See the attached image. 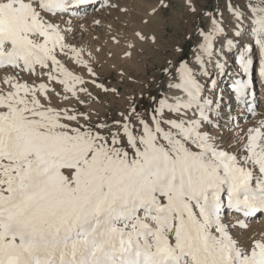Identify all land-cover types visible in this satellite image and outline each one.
I'll use <instances>...</instances> for the list:
<instances>
[{"label":"snow or ice","instance_id":"6c2138e0","mask_svg":"<svg viewBox=\"0 0 264 264\" xmlns=\"http://www.w3.org/2000/svg\"><path fill=\"white\" fill-rule=\"evenodd\" d=\"M90 2L0 0V69L47 76L63 85L64 100L70 94L86 103L78 95L91 96L86 82L58 53L88 63L55 19L78 15L74 9ZM227 6L238 22L250 15L264 54V0ZM211 25L200 32L195 64L164 69L170 94L150 96L143 112L134 103L110 122L52 107L49 84L3 79L9 90L0 89V264H264V242L246 251L226 221L264 213V121L236 137L230 147L239 144L237 151L223 146L219 82L208 65L226 75L213 46L225 29L215 18ZM235 46L227 40L228 52ZM251 50L238 59L245 76ZM232 90L252 111L248 80L234 81Z\"/></svg>","mask_w":264,"mask_h":264},{"label":"rangeland","instance_id":"374dc122","mask_svg":"<svg viewBox=\"0 0 264 264\" xmlns=\"http://www.w3.org/2000/svg\"><path fill=\"white\" fill-rule=\"evenodd\" d=\"M130 1L133 2L129 5L128 2ZM148 1L146 3L148 5L150 3L149 7L145 4L147 9L146 7L142 8V12L137 14L136 7L134 6H138L139 3L136 0H107V4L97 17L99 21L96 18L86 28L83 27V32L79 36L76 35L79 33L76 30L80 26L79 23V25L72 23L73 27L71 24L61 20V17L66 20L67 14H62L60 18L55 19V22L59 24L60 28L66 30L62 33L65 35V42L82 50V57L87 61L88 67L92 70L90 73L88 67L76 64L75 60L71 58L72 54L70 52L67 54L58 53V59L61 60L65 67L75 75L81 76L86 82L83 86L87 87L91 96H88L86 93H78L80 99L86 103H79L70 94H67L70 98L64 100L63 96L65 93L63 85L49 82L47 76L37 77L35 74L19 72L11 68H8V70L10 69L8 76H15L21 83H28L30 85H39L40 83L49 84L51 88L55 89V93H48L51 106L58 110L68 109L70 111L75 110L76 112H88L91 114V120L93 122H110L111 120L118 119L119 113H127L134 103L143 112L150 96L157 95L158 93L170 94L168 93L169 90L167 87L170 78L167 77L164 69H175L179 67V64L175 67L173 66V59L177 56L176 53H180L182 50L180 49L178 51L177 47H179L180 42L175 39L174 32L168 30V26L174 24L175 20L181 26L187 23V48L185 49L186 52H182L181 57L187 59L190 65H192V62L195 64V57L199 54V44L203 42L200 32L201 30L205 32L211 30V20L213 18L217 19L224 29L227 27L222 34L214 39L215 42L213 41L215 43L213 44L214 48L216 47V50L219 51L217 55L220 54V49L223 48L224 54L219 55L222 62L227 63L234 52L250 44H252L251 51L256 52L257 47L254 44V39L251 35V25L249 23L250 15L246 12V18L238 22L232 15L231 9L227 6L235 4L236 7L241 8L246 3V0H192L191 5L188 3V0ZM126 6L134 8V11H129L130 16H128L134 24L137 20L139 22L143 20L142 22L145 23H141L143 25L141 31L139 28L137 30L139 32H136L143 37L141 43L147 44L141 50L138 47L132 46V43V47L129 49L124 48L125 45H123L124 43L122 44V30L123 26H125V21L123 22V20L125 17L127 18L126 15L128 12ZM192 7H195V12L191 10ZM132 8L130 9L133 10ZM184 17H186L185 20H183ZM68 29L70 31H67ZM238 30L241 35L237 37L236 32ZM229 39H234L233 43L236 45L231 52H228L226 44ZM257 64L255 63V68ZM208 68L212 72L213 65H208ZM10 73L12 74L10 75ZM92 73H95V75ZM1 75L0 89L6 92L9 88L3 84L4 77L2 78ZM92 81H95V84ZM97 84H102L108 89H115V91L105 92L103 89L97 87ZM219 90L222 92L220 87L217 88V91ZM56 93L60 95H56ZM70 123L75 125L76 122ZM80 123L84 124L86 122L81 118ZM129 151L131 150L129 149ZM235 239H237L239 246L242 248L245 247V250L250 252L251 247L248 250V243H245L239 238Z\"/></svg>","mask_w":264,"mask_h":264},{"label":"bare ground","instance_id":"6f19581e","mask_svg":"<svg viewBox=\"0 0 264 264\" xmlns=\"http://www.w3.org/2000/svg\"><path fill=\"white\" fill-rule=\"evenodd\" d=\"M136 1H138V3H139L138 6H136V5L134 6V7H136V13L137 14L142 12V8L146 7L145 4H147V7H149V5H150V3H149V5H148V3H146V2H149L148 0H136ZM132 2L133 1H130V2H128V4L130 5ZM125 3H127V2H125ZM106 4H107V0H91L90 3H88L86 5H82V6H77L74 9L78 13V15L73 16V15L67 14V19L64 20L61 17V20L64 22H67L68 24H71V25H72V23L73 24L79 23L80 26H79V28L76 29L79 33L78 34L75 33L77 36H79L83 32V27L86 28V26L90 22L95 21L96 18L99 16L100 11L103 10V7ZM147 7H146V9H147ZM126 8L128 9V12H127V15L125 14L127 16V18L125 17L123 20V22L125 21V23H124L125 26H123V30H122V34H123L122 35L123 38H121L123 41L122 44L124 43L123 45H125L124 48H126V49H129L130 47L135 46L136 48L138 47V49L141 50L143 47H146L147 44L145 45V43H141V38H140L141 35L137 34L139 32L137 30L140 28V31H141V27H143V25H141V23L142 24H145V23L142 22L143 20L141 22H139V20H137V22L134 24V22L131 21V18L128 17V16H130L129 11H134V8L129 7V6H126ZM130 8H132L133 10H131ZM125 13H126V11H125ZM186 17H184L183 20H185ZM177 18H179V17H177ZM152 20H154V19H152ZM97 21H99V19ZM174 22L176 23L177 21L175 20ZM175 23L168 26V30L173 31L174 32L173 35H174L175 39L180 42L179 47H177L178 51H180V49H182V50L180 51V53H176L177 56L173 59V61H174L173 66L174 67L177 64H179L181 61L187 62V59H184L181 57L182 52L185 51V49L187 48V23L185 25H182V26L178 22L176 24ZM164 28H166V27L164 26ZM238 29H240V28H238ZM85 30H87V29H85ZM104 30H106V29H104ZM228 34H230V33H228ZM88 40H89V38H88ZM131 43L133 44L132 46H131ZM149 43H150V41H149ZM151 43H153V42H151ZM213 44H215V43H213ZM216 44H218V43H216ZM251 45L252 44H250L246 47L251 48ZM223 46H224V44H223ZM256 47H257V49L255 48L256 52L250 51L248 53L250 58L253 60V64H252L250 71L247 74V76H245V74L242 72L240 64L238 62L240 52L245 47L241 48L239 51L234 52V54L228 59V61L226 63L227 67L225 68L226 75L216 76L215 73L217 72V70L214 67L212 70V73H213L212 78H215L218 80V82L220 84L219 87L222 90V92L219 90L216 93L221 98L218 102L220 103V107L223 109V112L221 113V118H218V122L222 125V127L218 129L219 138L221 139L223 146L225 148L229 149L230 151H237L240 148L239 144H236L235 147H230L231 144L235 143V139L237 136L246 138V134L250 128L257 127L261 124L262 121H264V77H261L259 74L260 64L264 63V54L260 53L258 46H256ZM147 48H149V47H147ZM121 50H123V49H121ZM150 50H151V48H150ZM214 50L216 51V53H219V51L216 50V47L214 48ZM123 52H126V51H123ZM114 55H115V53H114ZM184 57H186V56H184ZM123 58H125V57H123ZM255 63H258L256 68L254 66ZM191 64H193V62ZM9 70L8 69H0V75L2 74L1 77L2 78L7 77L9 74ZM11 74L12 73H10V75ZM238 79H246L249 82V95H248L247 99L253 105L252 111H249L247 104H243L239 101L238 97L236 96V94L232 90L233 82L238 80ZM255 79H256V82H255ZM238 220H244L248 224V227L247 228H241L239 226V224L237 223ZM226 221H231L232 227L230 229V233L234 236V238H239V239L243 240L245 243L249 244V247H248L249 249L248 248H246V249L250 250V247L252 249L255 246L256 241L264 242V213H257L256 216L251 217V218H246L242 214H232V215L226 217ZM239 242H240V240H239ZM243 249H245V247H243Z\"/></svg>","mask_w":264,"mask_h":264}]
</instances>
